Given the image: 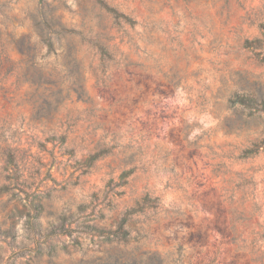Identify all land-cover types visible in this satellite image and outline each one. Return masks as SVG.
Wrapping results in <instances>:
<instances>
[{
    "label": "rangeland",
    "instance_id": "1",
    "mask_svg": "<svg viewBox=\"0 0 264 264\" xmlns=\"http://www.w3.org/2000/svg\"><path fill=\"white\" fill-rule=\"evenodd\" d=\"M48 2L0 0V264H264V0Z\"/></svg>",
    "mask_w": 264,
    "mask_h": 264
},
{
    "label": "trees",
    "instance_id": "2",
    "mask_svg": "<svg viewBox=\"0 0 264 264\" xmlns=\"http://www.w3.org/2000/svg\"><path fill=\"white\" fill-rule=\"evenodd\" d=\"M101 6L103 9L107 10L109 13H112L114 15V19L116 20V23L118 25L121 26V24H125V25H135L137 22L132 19L131 17L118 12L116 9L109 7L108 5H106L103 1L100 2ZM39 7H40V16H41V23H45L47 24L48 22H54V18L52 17V13L47 12V8L50 7V3L48 2V0H39ZM57 25H60V22L57 23ZM56 34H61L60 31H56ZM50 44V49L54 50V45L52 42L49 43ZM101 51L103 52V61L104 64L108 61H110L113 57H106L105 59V50L104 47H100ZM233 103H241V104H253L254 100L250 99V98H245L242 96H237L236 98H234L232 100ZM131 172H127L124 174V176L130 174Z\"/></svg>",
    "mask_w": 264,
    "mask_h": 264
}]
</instances>
